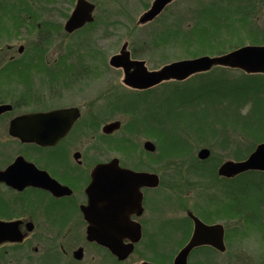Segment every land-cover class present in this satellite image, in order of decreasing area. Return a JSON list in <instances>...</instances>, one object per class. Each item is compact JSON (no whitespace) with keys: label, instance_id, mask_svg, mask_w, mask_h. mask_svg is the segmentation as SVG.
<instances>
[{"label":"rangeland","instance_id":"374dc122","mask_svg":"<svg viewBox=\"0 0 264 264\" xmlns=\"http://www.w3.org/2000/svg\"><path fill=\"white\" fill-rule=\"evenodd\" d=\"M75 1L28 2L36 5L33 7L36 11L33 13L29 11L33 17L35 16L33 20L35 22L41 20L44 24L38 29L35 26L30 27L28 33H25L24 29H16L17 36L21 35L22 38L15 46L23 45L28 49L36 41L35 37L39 31L47 32L48 37L45 39H48V42L43 48L46 52L43 59L45 68L53 70L59 66L72 70L90 69L85 77L86 80L70 84L67 89L63 87L59 90L54 87L52 78L47 76H43L41 81H35L33 90L43 99V111L51 110L56 106H82L86 102L82 110L86 115L95 116L94 121H90L94 122L91 123L95 128L94 130L92 128L93 134L98 131L99 125L105 124L100 119L120 121L121 127L110 137V143H122L123 151L119 153L116 149L121 148V145H117L116 148L109 147V144L103 145L105 157L111 159L118 156L124 164L135 162L138 170H147L159 177L160 186L157 192L166 190V192L162 191L165 194H158L154 199L159 208L170 206L171 209L162 212L161 215L158 211L153 221L156 233L152 248H150L151 242L145 236L144 247L141 245L143 248L139 247L123 264H140L142 261L171 264L183 241L180 243L182 237L171 234L172 231L168 230V227L173 228L176 225L175 227L182 228L185 225V208L208 221L226 225L227 252L218 257L217 264H264V193L252 195L247 191L243 192L245 194L243 196H246L243 199H238L236 196L235 201H229L223 192L222 195L215 194L216 188H221L223 183H220L214 174L212 175L215 167L227 161L234 162L233 156L239 149L255 148L264 140V105L242 106L236 115V124L227 123V120L231 121V119H224L226 114L221 112L218 116L219 120L226 123L225 131L219 132L214 139H198L193 133L188 135L181 131L183 125L191 123V119L188 121V117H184L185 123L175 122L172 128L175 130V138L183 137L186 143L180 142L176 144L178 150L167 152L165 147L163 148L165 142L161 141L162 136L159 138L156 135V125H153L149 119L152 115L146 114L147 107L144 105L148 102L147 99L153 98L152 102L158 99L154 97L162 95L171 81L160 83L142 92H135L124 85L122 69L112 68L109 65V60L119 55L124 45L130 60L143 62L148 72L159 71L164 66L178 61H188L203 56L217 57L238 47L258 46L254 44L259 39L256 36L261 34L264 37V0H254L257 1L256 4L248 6L245 25L239 20L246 5L239 3L238 0H173L156 19L143 25L138 24L139 19L151 8L154 0H86L95 7L93 23L71 36L63 31V26L73 10ZM40 8L43 11H40ZM214 8L216 14L212 15ZM4 34L6 32L1 30L0 37ZM10 37H13V34ZM5 40L9 45L15 41L0 39L1 49H4ZM258 43L264 44V42ZM29 53L28 51L25 56L29 57ZM1 62L0 66H5L7 60ZM18 66L20 65L15 67ZM217 68L213 67L211 70ZM229 71H233L230 73L233 77L245 75L238 70ZM11 84L7 75H0L1 98L7 97L8 87ZM116 95H130L128 96L130 102L124 101L126 106L122 107V112L113 106L115 104L113 97ZM254 96H264V92L255 93ZM135 101L139 106L131 107L134 106ZM224 107H219V110ZM182 110L188 114L192 109L186 107ZM98 115L101 116L99 119ZM166 118L162 109L163 127H171V123L169 125L166 123ZM6 123L0 124V153L7 152L6 156L9 153L15 156L17 152L19 153L17 150L19 147L7 139ZM146 141L155 146V151L151 154L141 149ZM202 148L210 152L206 161L197 158ZM27 156L32 159L31 155L27 154ZM234 194L241 195V189L234 187ZM230 202L233 203L231 204L233 216L228 215ZM176 206L178 209H175ZM13 215L20 216V211H15ZM166 219L172 224H167ZM54 221L53 225L46 226V222L41 226L45 230L43 243L55 245L58 251V246L61 245L64 251L69 252L72 245L78 242V238L75 235L62 238L52 233L47 227L57 229L59 220L54 219ZM58 224L61 225V221ZM184 228L186 229V225ZM177 242H179L178 247L175 248ZM37 248H39L38 255L34 256L31 250V257L23 254L22 250L14 248L0 250V264H36L37 256L48 252L44 245ZM83 256L79 264H115L103 252L91 248H85ZM64 261L65 259H61L60 264Z\"/></svg>","mask_w":264,"mask_h":264},{"label":"flooded vegetation","instance_id":"af4514ba","mask_svg":"<svg viewBox=\"0 0 264 264\" xmlns=\"http://www.w3.org/2000/svg\"><path fill=\"white\" fill-rule=\"evenodd\" d=\"M30 1L32 0H0V32L3 30L9 34V36L4 34L0 39L15 40L10 45L5 40L4 49L0 47V63L7 60V63H4L5 66H0V75H7L12 82L8 87L7 97L1 98L0 96V107H6V110L0 112V124L7 122L6 137L16 147H19L17 149L19 153L17 152L15 156H12V153L7 156L5 155L7 152L0 153V165H2L0 167V222L18 223L15 228L22 238L20 242L5 241L0 243V250H5L8 247L14 248L22 250L23 254L31 257L32 252L34 256L38 255V246L44 245L48 252L45 255L37 256L36 264H60L61 259H65L63 264H79L84 258L85 248H91L103 252L115 264H123L139 247H142L141 245L144 247L145 236L151 242L150 248H152L156 233L153 221L158 211L161 215L162 212H168L171 209L170 206H165L164 209L159 208L154 199L158 194H165L166 190L157 192L160 186L159 177L147 170H138L135 162L124 164L118 156L111 159L105 157L103 145L109 144V147L114 148L121 145V148L116 149L119 153L123 151L121 150L123 149L122 143H110V137L115 135L121 127L120 121L100 119L105 124L99 125L97 130L100 132L97 131L93 134L91 132L95 128L91 123L94 122L90 121H94L95 116L86 115L82 110L83 106H86V102L82 106H56L51 110L43 111V99L33 90L35 81H41L43 76H47L52 78L54 87L59 90L63 87L67 89L70 84L86 80L85 77L90 69L72 70L59 66L53 70L45 68L43 59L46 52L43 48L48 42V39H45L48 37L47 32L39 31L35 37L36 41L28 49L23 45L15 46L22 38L21 35L17 36L16 29H24L25 33H28L30 27L35 26L38 29L42 28L44 24L41 20L36 22L33 20L35 16L33 17L29 11L32 13L36 11L33 8L36 5L28 4ZM40 4L41 2H39ZM40 11L43 10L40 8ZM12 34L13 37H10ZM28 51L30 52L29 57H26ZM16 65L20 66L15 67ZM59 74L64 76L59 77ZM132 91L142 92L145 90L132 89ZM128 96L116 95L113 97L115 99L113 106L121 111L122 107L126 106L124 101L130 102ZM60 110H76L77 117L73 120L68 132L53 146L42 147L36 143L24 144L19 138L9 134L11 122L21 116ZM97 117L99 119L101 116ZM149 119L154 125L155 118L150 117ZM112 123H119V128L111 133H105L104 127ZM145 143L141 149L147 152L144 149ZM27 154L31 155L32 159ZM113 161L116 163L111 164ZM10 168H12L11 171H9ZM98 168L105 169H101V172L97 173ZM114 168L156 176L157 185L154 187L136 185L133 181L124 179L123 175L118 176L108 171ZM218 168L214 176L220 183H223V186L221 184L222 189L217 187L215 194L221 193L222 195L223 192L229 201H235L234 185L238 176L233 178L217 176ZM249 173L257 177L259 173L264 172ZM95 176L99 178L98 181L101 183L99 186L93 185ZM231 204L233 203L230 202V207ZM175 209L178 207L176 206ZM15 211H20V216L13 215ZM184 211L186 229L184 224L182 228L175 227V224H173L175 225L173 228L168 227V230L172 231L171 234L182 237L180 243L183 241L171 264H174L175 257L189 243V239L193 235L195 224L192 217L206 227L221 226L223 248L219 250L210 245L195 247L189 253L186 264H217L218 257L227 252L226 225L216 224L210 220L209 222L186 208ZM232 212L233 208L231 207L230 210L228 209V213H230L228 215L233 216ZM54 219L59 220L58 223L61 221V225L56 222L57 229L47 227L52 233H56L62 238L68 235H75L78 238V242L75 243L76 245H72L69 252L64 251L61 245L58 246V251L55 245L43 243L45 230L41 226L46 222V226L53 225ZM165 222L172 224L169 220ZM177 225L181 226L182 224ZM97 234L122 236L121 243L124 246L132 245V252L125 261H119L107 247L89 239V235ZM179 242L175 244V248L178 247ZM79 249L82 250V258L76 260L73 255Z\"/></svg>","mask_w":264,"mask_h":264},{"label":"water","instance_id":"95a60500","mask_svg":"<svg viewBox=\"0 0 264 264\" xmlns=\"http://www.w3.org/2000/svg\"><path fill=\"white\" fill-rule=\"evenodd\" d=\"M173 0H154L151 8L143 14L139 19L138 24H146L153 21L159 16L163 10ZM94 5L85 1L77 0L71 15L65 22L63 30L67 34L82 29L85 25L91 24L94 20L93 12ZM109 65L112 68L122 69L124 74L123 83L126 87L137 90H147L160 83L167 81L182 82L189 77L205 73L213 67H221L241 71L245 74H264V45L262 46H243L237 48L229 53L217 57H199L190 60H183L164 66L159 71L148 72L143 62L132 61L128 52H125V45L119 55L113 56L109 60ZM6 110V107H0V112ZM77 117L76 110H60L37 114H29L21 116L11 122L9 134L12 137L19 138L21 142L36 143L38 146L47 147L53 146L56 141L62 138L70 129L73 120ZM119 123H112L104 127L105 133H111L119 128ZM155 146L146 142L144 149L150 154L155 151ZM210 152L208 149H201L197 158L201 161L208 159ZM113 161L111 164H115ZM98 168L96 171L101 172ZM12 168L9 169L11 171ZM118 176L123 175L124 179L133 181L140 186H156L157 177L144 173H132L119 168L108 170ZM249 171L264 172V143L256 146L249 157L241 162L227 161L223 163L218 169V175L224 178H233L239 174ZM98 177H94L93 185L99 186L101 183ZM192 217V216H191ZM195 227L194 232L189 239V243L177 254L174 259V264H186L187 257L191 250L201 245H210L216 249L222 250L223 231L221 226L206 227L197 219L192 217ZM18 223H2L0 222V243L20 242L21 235L16 228ZM90 240L96 241L98 244L109 249L110 253L114 255L119 261H125L128 255L132 252V245L124 246L121 243V237L118 235H89ZM76 260H81L82 250L79 249L73 255ZM152 264V263H141Z\"/></svg>","mask_w":264,"mask_h":264},{"label":"trees","instance_id":"16d2710c","mask_svg":"<svg viewBox=\"0 0 264 264\" xmlns=\"http://www.w3.org/2000/svg\"><path fill=\"white\" fill-rule=\"evenodd\" d=\"M238 2L246 5L241 13V20L237 19L245 25L247 19L246 13L249 12L248 6L255 5L257 1L238 0ZM212 11V15L216 14L215 8L214 10L212 9ZM235 11L237 12V10ZM256 37L259 38L258 42H264V37H262L261 34H258ZM258 42H255L254 44H257L258 46L263 44ZM232 72L233 71H229L228 69L217 68L207 73L197 74L182 83L172 81L162 95L159 94L154 97L158 98L154 102H152L154 100L153 98H146L148 102L144 105L147 107L145 112L148 116L152 115L151 117L155 118V133L159 138L162 136L161 141L165 142L163 148L165 147L167 152L178 150L176 144L178 145L180 142L184 144L186 143L183 137L175 138V130L172 128V125L175 124V122L176 124L177 122L185 123L184 117H188V121L191 119V123L186 121L188 124L183 125L184 127H182L181 131L188 135L193 133L196 135L195 138L198 139H214L219 132L225 131L226 123L219 120L218 116L221 112L226 114H224V119H231V121L227 120V123L236 124V115L240 112L242 106L246 107L245 105L247 104L264 105V96L253 97L255 93L264 92V75L248 76L246 74H241L240 72L241 77H233V75L230 74ZM242 87H244V90H242L243 92H241ZM163 95L164 97H162ZM133 105L134 106L131 107L139 106L137 101H135ZM222 106L225 107L222 110H219V107ZM186 107H191L192 109L191 111H188V114L186 111L182 110ZM162 109L165 111L167 117L166 123L168 125L171 123V127H163L164 125L161 120ZM263 142L264 140L259 143ZM181 147L184 148L185 146ZM254 149V147L245 150L239 149L233 156L234 160L242 161L246 159L249 153H252ZM167 152L165 155H167ZM216 169L217 167L213 169L212 174H216ZM234 186L241 189V195H236L238 199L246 197L243 196V192L246 193L247 191H250L252 195H257V193L260 192L264 193V174L259 173L257 177L252 176L251 173L241 174L235 179Z\"/></svg>","mask_w":264,"mask_h":264}]
</instances>
